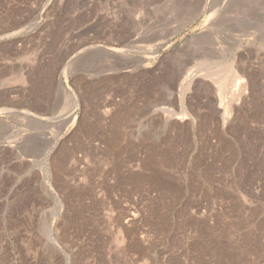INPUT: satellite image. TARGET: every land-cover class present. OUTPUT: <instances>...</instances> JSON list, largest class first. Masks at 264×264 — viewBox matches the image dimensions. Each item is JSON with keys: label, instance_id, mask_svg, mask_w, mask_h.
Returning <instances> with one entry per match:
<instances>
[{"label": "rangeland", "instance_id": "rangeland-1", "mask_svg": "<svg viewBox=\"0 0 264 264\" xmlns=\"http://www.w3.org/2000/svg\"><path fill=\"white\" fill-rule=\"evenodd\" d=\"M0 264H264V0H0Z\"/></svg>", "mask_w": 264, "mask_h": 264}, {"label": "bare ground", "instance_id": "bare-ground-1", "mask_svg": "<svg viewBox=\"0 0 264 264\" xmlns=\"http://www.w3.org/2000/svg\"><path fill=\"white\" fill-rule=\"evenodd\" d=\"M16 78V77H15ZM227 78V77H226ZM240 78V77H239ZM17 79V78H16ZM219 79V78H218ZM18 80V79H17ZM185 80H187V78L185 77L184 79H183V81L181 82V86H183L184 85V83H185ZM21 81H22V79H21ZM217 81H220V87L221 86H228V84L230 83V82H227V80L225 79V78H221V79H219V80H217ZM240 81V80H239ZM243 81V80H242ZM242 81H240V82H242ZM15 82H16V80H15ZM219 84V83H218ZM241 84V83H240ZM229 86H231L230 84H229ZM220 90V89H219ZM221 105V104H220ZM227 109H228V106H227ZM226 109V110H227ZM185 114V113H184ZM183 114V115H184ZM181 117V116H180ZM181 119H182V117H181ZM113 142V141H112ZM115 143V142H114Z\"/></svg>", "mask_w": 264, "mask_h": 264}]
</instances>
